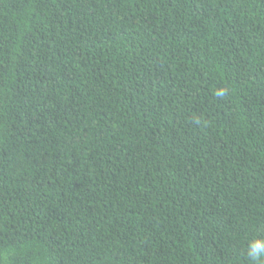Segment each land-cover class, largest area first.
I'll return each instance as SVG.
<instances>
[{
    "label": "trees",
    "instance_id": "obj_1",
    "mask_svg": "<svg viewBox=\"0 0 264 264\" xmlns=\"http://www.w3.org/2000/svg\"><path fill=\"white\" fill-rule=\"evenodd\" d=\"M257 238L264 0H0V264H254Z\"/></svg>",
    "mask_w": 264,
    "mask_h": 264
},
{
    "label": "clouds",
    "instance_id": "obj_2",
    "mask_svg": "<svg viewBox=\"0 0 264 264\" xmlns=\"http://www.w3.org/2000/svg\"><path fill=\"white\" fill-rule=\"evenodd\" d=\"M248 255L254 264H259L261 258H264V238H257L251 242Z\"/></svg>",
    "mask_w": 264,
    "mask_h": 264
}]
</instances>
